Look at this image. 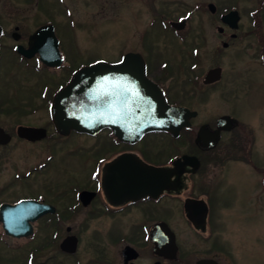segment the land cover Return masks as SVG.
Returning a JSON list of instances; mask_svg holds the SVG:
<instances>
[{
  "label": "flooded vegetation",
  "instance_id": "flooded-vegetation-1",
  "mask_svg": "<svg viewBox=\"0 0 264 264\" xmlns=\"http://www.w3.org/2000/svg\"><path fill=\"white\" fill-rule=\"evenodd\" d=\"M34 1L40 3V0ZM53 1L55 2L53 3ZM121 1L126 3L124 19L128 21L131 28H129L127 43L110 63L120 62L123 56L128 53L139 54L144 62L145 76L163 90L167 102L172 105L184 106L196 111V114L189 117V125L183 126L176 135L168 131L156 130L145 132L135 140H129L130 131L116 129L117 125L110 126L101 123L97 125V131L94 133L71 129L67 134H61L55 129L51 120L52 98L61 87L70 81L75 71L97 61L96 57L86 56L87 58L82 57L77 63L80 59L77 54L81 51L79 45L82 42H90L89 27L94 25L95 21L84 24L83 34L80 35L67 0H48L47 6L44 8L49 11L47 18L42 21L36 20L27 30H22L21 25H14L15 32L10 31L0 19V43L6 37H10L16 41L14 46L17 43L26 46L30 35L41 26L51 24L62 58L59 66H46L39 61L38 53L27 60L15 50H11L16 58L26 65L28 63L31 65L30 70L26 73L34 72L36 82L33 85L34 87L40 85V96L38 97L42 98L44 106H39L41 104L31 106L29 100H27V104L33 107L32 111L44 107L48 125L51 128L49 131L46 125L18 124L14 130L16 137L28 142L56 138L50 148L51 154H47L44 161L32 165L25 173L18 175L23 179H28L30 174L46 172L48 165L54 161L55 155H59L58 152L61 153V157H67V155L78 151L93 155L91 164L88 162L85 165L87 167L85 171L82 167L84 165H80L79 170L76 171V175L83 174L82 178L72 177L64 182L60 175L64 177L65 174L72 175L73 172L69 171L70 166H66L57 176L60 167L45 179V183L41 185L42 191L30 196L17 197L9 202L13 204L23 199H33L48 205L53 210H48L31 223L32 235L20 238L8 237L14 238V240L28 239L27 244L35 243L29 247L26 264L27 260L30 264H35L33 263L35 254L49 250L51 254L47 255L48 260H51V263L62 264L64 263L62 258L75 255L79 249L80 235L73 233L72 226L67 222L72 217L81 215L85 220L91 218H97L100 221L110 219L108 226L100 228V230H105L99 235L103 240V234H106L105 239L115 245L113 248L116 250L118 260L106 257L102 260L104 255L97 239L96 251L99 255L97 264H238V261L233 258L223 259L225 255L229 254V250L226 249L228 245L219 240V229L213 220L216 201L214 193L221 183V177L202 180L199 176L202 175L204 169L223 161L226 157L225 154L229 156L228 148L235 145L238 139L245 143V148H248L244 150V159L247 157L251 159L255 134L254 130L252 131L245 125L247 122L240 120L230 112L217 114L212 120H197L199 111L191 106L193 100H200V98L204 100L209 90L212 92L218 87L223 80L224 71L220 65L207 67L205 71L197 70L202 59L199 51L201 48L204 49L208 39L205 37L206 30L203 27L205 24H199L197 31H190L188 22L195 12L205 9L210 15L209 25H212L215 30L214 37L220 41L222 47H227L228 38H235L241 27L240 13L236 9L239 19L237 27L232 28L222 20V16L231 10L228 0L195 2L183 13H181L179 0ZM44 2L45 0H42L41 3ZM41 3L39 5L42 8L44 6ZM256 3L257 7L251 9L249 17L252 27L256 26V32L261 33L258 17H261L264 12V0H257ZM54 6H57V10H61L65 17L62 23L53 18ZM175 13L178 14L175 16ZM158 29L166 31L164 33ZM71 30H75V33L72 34ZM136 31L138 35L135 37ZM157 32L164 35L157 34ZM16 33L18 36H13ZM159 41L163 43L162 49H167L163 54L162 49L159 48ZM255 53L257 56L255 64L260 63L264 66V39L261 34L258 36ZM215 67H220L219 79L205 83L203 81L205 74L209 69ZM134 68L132 66L115 67L116 75L112 76L110 81L116 86L118 84H126V86L133 84ZM248 68L249 66L245 70ZM136 79L140 80V78ZM42 81L44 83L41 84ZM115 94L121 97L119 100L122 103L127 102V88L118 89V92L115 90ZM6 99L8 100V98ZM9 100L11 101V99ZM12 100L13 102L19 101ZM18 104L16 106L20 108L22 104ZM16 106L15 108H17ZM221 115H230L236 118L238 125L229 130H220L215 146L209 148L199 146L196 143V136L200 127L207 124L211 130H214L216 120ZM107 119L125 120L127 116L119 113L97 115L99 121ZM18 126L42 127L45 129L46 135L33 141L27 140L16 134ZM6 132L12 139V134ZM74 135L79 136L75 145L65 146L66 141ZM82 138L89 139V141H84ZM221 142L226 144L222 147L224 151L218 153L217 148ZM5 145H0V147ZM184 157H187L188 160H184ZM177 160H179L178 165L174 164ZM249 165L259 173L261 172V168L259 169L255 162H251ZM143 166L168 169L170 176L158 181L161 183L160 185L164 186H160L154 191L146 187L135 189V184L142 183L139 176L143 173L140 172V168ZM48 174L49 172H47ZM134 177L139 179L135 184ZM260 177L261 185L264 187V176L260 175ZM154 183L156 184L157 181ZM4 193L5 183L0 184V206L6 202ZM167 215L175 216L178 220L176 230L166 221L165 216ZM166 225L174 235V250L170 237L167 236ZM116 226L120 231L114 234ZM63 230L65 234L61 235ZM37 234L40 236L36 237ZM70 234L77 237V248L74 253L65 252L60 248V242ZM5 236H7L5 229L0 221V240L4 243H6ZM16 246L15 248H18V245ZM2 249L4 246L0 241V251ZM74 260L76 261L74 264H79L77 258ZM6 262L12 261L0 253V264H6Z\"/></svg>",
  "mask_w": 264,
  "mask_h": 264
},
{
  "label": "rangeland",
  "instance_id": "rangeland-1",
  "mask_svg": "<svg viewBox=\"0 0 264 264\" xmlns=\"http://www.w3.org/2000/svg\"><path fill=\"white\" fill-rule=\"evenodd\" d=\"M179 1L181 13H183L195 2L210 0ZM228 1L231 8H236L239 11L241 27L235 38H228L227 47H222L220 41L214 37L215 30L212 25H209L210 15L205 9L195 12L188 22L190 31H197L199 24H205L203 27L206 30L205 37L208 39L204 49L201 48L199 51L202 59L197 70L205 71L207 67L220 65L224 71L223 80L218 87L212 92L209 90L204 100L201 98L200 100H193L191 106L199 111L198 121L212 120L217 114L230 112L240 120L247 122L245 125L252 131L254 130L255 134L252 145L253 151L251 152V159L249 157L244 159V150L248 148H245V143L241 139H238L235 145L228 148L229 156L225 154L226 157L223 161L204 169L199 178L205 180L221 177V183L217 186L218 190L216 189L214 193L216 201L213 220L219 229V240L228 245L226 249L229 250V254L228 256L225 255L223 259L233 258L238 261V264H264V187L260 181V175L264 176V66L260 63L255 64L257 62L255 51L258 36L261 34L264 39V12L261 15L262 18L258 17L261 29V33H259L256 32V26L252 27L249 17L251 9L257 7V0ZM41 2L42 0H40ZM47 2L48 0H45L44 3H41L44 6L41 8L40 3H35L34 0H1L0 19L10 31L15 30L14 25H21L22 30H27L36 20L42 21L47 18L49 11L44 9ZM67 2L71 7L72 18L77 23L76 26H78L80 35L83 34L84 24L95 21V24L89 27L90 42H82L79 45L81 51L77 54L80 58L77 63L82 57L87 58L86 56L96 57L97 61H113L127 43L129 28H131L128 21L124 19L126 3L121 0H67ZM57 8V6L53 7V18L62 23L65 17ZM260 19L262 20L260 21ZM158 30L164 31V33L166 31ZM71 32L74 34L75 30H71ZM157 34L164 35L159 32ZM134 35L136 37L138 32L136 31ZM15 43V40L6 37L1 42L0 57V125L12 134L10 142L0 147V184L5 183L4 200L6 202H12L17 197L30 196L42 191L41 185L45 183V179L60 167L57 176L66 166H70L69 171L73 172L72 175L64 173V177L60 175L64 182L72 177L75 179L82 178L83 174L76 175V171L79 170L80 165H84L82 167L85 171L87 169L85 165L88 162L91 164L93 158V155L82 151L67 155V157H61V153L58 152L59 155H55L54 161L48 165L46 172L30 174L28 179L19 176L32 165L44 161L47 154H51L50 148L56 138L28 142L19 139L14 133L18 124L46 125L49 131L51 130L44 107L32 111L33 107L31 106L37 104L44 106V101L38 97L40 96V85L35 87L33 85L36 82L34 72L26 73L24 66L27 67L28 65L24 62L19 64L20 69L15 66V63L19 62L11 52V45ZM159 48L160 50L163 48L161 41H159ZM166 50V48L162 49V54ZM247 66L249 68L245 70ZM12 99L19 101L13 102ZM27 100L31 106L27 104ZM18 103L22 104L20 108L16 106L19 105ZM78 138V135H74L66 143L64 142L65 146L75 145L74 143ZM82 140L89 141V139L84 138ZM225 144L222 142L219 144L218 153L224 151L222 147ZM251 162H255L256 166L261 168V174L249 165ZM47 172H49L48 175ZM165 219L176 230V223L178 224L176 217L167 215ZM67 224L72 226L73 233L80 235L79 249L75 255L62 258L64 259L62 264H74L76 258L79 260V264H97L99 258L96 251L97 239L104 255L102 260L104 257L118 260L116 250L113 248L115 245L110 244L111 242L109 243L105 239L106 234H103V240L99 235L105 230H100V228L108 226L110 219L100 221L97 218H91L85 220L84 216L79 215L69 219ZM114 231V234H117L120 231L119 227H114ZM64 234L63 230L61 235ZM38 236L40 234H37L36 237ZM5 240L6 243L0 240L4 246V249L0 251L1 255L11 259L14 264H26L29 247L35 243L29 242L27 244L28 239L14 240L8 236H5ZM16 245L18 248H15ZM48 254H51L50 250L36 253L33 263L55 264L48 260Z\"/></svg>",
  "mask_w": 264,
  "mask_h": 264
},
{
  "label": "water",
  "instance_id": "water-1",
  "mask_svg": "<svg viewBox=\"0 0 264 264\" xmlns=\"http://www.w3.org/2000/svg\"><path fill=\"white\" fill-rule=\"evenodd\" d=\"M238 19L239 14L235 9L222 16V20L232 28L237 27ZM13 36L18 35L13 34ZM16 50L25 58H30L38 53L39 60L47 66H59L61 63L58 40L51 24L41 26L30 35L26 47L18 44ZM130 66L135 67L133 84L128 86L118 84L116 86L110 81L111 77L116 75L115 67ZM219 76L220 67H215L207 71L203 81L205 83L213 82L218 80ZM136 78H140V80L138 81ZM126 88L128 99L126 103H122L119 100L121 97L115 94V90L118 92V89ZM50 113L55 129L61 134H67L71 129L94 133L97 131V125L101 123L110 126L117 125L116 129L119 130L126 129L130 131L129 140H135L143 133L154 130H164L176 135L183 126L189 125V117L195 115L196 111L169 104L162 89L145 76L144 62L140 55L128 53L118 63L100 60L75 71L70 81L54 95ZM100 113L124 114L127 119L99 121L97 115ZM237 124V119L230 115H222L217 118L214 130H211L207 124L200 127L196 143L206 148L213 147L219 138L220 130H229ZM16 134L33 141L43 138L46 131L41 127L18 126ZM10 138L11 136L0 127V144H7ZM184 160H188V158L184 157ZM178 161L174 164L178 165ZM140 172H143L139 176L142 183L135 184L139 179L134 177L135 189L146 187L154 191L160 186H164L160 185L161 183L158 181L170 176L168 169L152 166H143L140 168ZM155 181H157L156 184ZM48 210H53V208L33 199H23L15 204L3 203L0 206V221L6 234L14 237L29 236L32 233L31 222ZM167 236L170 237L174 250V235L168 227ZM76 247L77 237L75 235H68L60 242V248L65 252L73 253Z\"/></svg>",
  "mask_w": 264,
  "mask_h": 264
},
{
  "label": "trees",
  "instance_id": "trees-1",
  "mask_svg": "<svg viewBox=\"0 0 264 264\" xmlns=\"http://www.w3.org/2000/svg\"><path fill=\"white\" fill-rule=\"evenodd\" d=\"M20 63H15V66H17V68H19L20 69V65H19ZM28 66L26 67V66H24V68H25V70L28 72L29 70H30V67H29V63L27 64ZM6 264H14L13 263V261L12 262H6Z\"/></svg>",
  "mask_w": 264,
  "mask_h": 264
}]
</instances>
